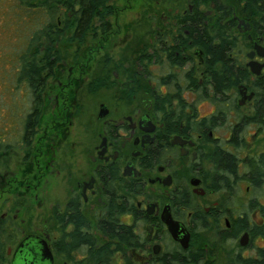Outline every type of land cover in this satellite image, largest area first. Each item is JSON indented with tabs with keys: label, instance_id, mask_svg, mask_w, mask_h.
<instances>
[{
	"label": "flooded vegetation",
	"instance_id": "flooded-vegetation-1",
	"mask_svg": "<svg viewBox=\"0 0 264 264\" xmlns=\"http://www.w3.org/2000/svg\"><path fill=\"white\" fill-rule=\"evenodd\" d=\"M115 1L82 41L58 5L54 49L43 40L25 56L42 70L16 80L28 107L15 143L29 162L21 179L0 177V264H264V0H156L130 58L123 14L144 0ZM65 45L87 52L51 88ZM86 78L80 119L72 86ZM7 133L2 120L0 155Z\"/></svg>",
	"mask_w": 264,
	"mask_h": 264
},
{
	"label": "rangeland",
	"instance_id": "rangeland-1",
	"mask_svg": "<svg viewBox=\"0 0 264 264\" xmlns=\"http://www.w3.org/2000/svg\"><path fill=\"white\" fill-rule=\"evenodd\" d=\"M156 0H144L132 6L131 10L123 14V23L126 24V31H123L125 41H123V57L130 58V51L145 42L152 32L153 27L150 24L154 23V11ZM26 0H0V122L5 120L8 133L6 142H10L13 146L7 154L0 155V177L8 178L10 173L13 172L16 178L21 179V169L17 173V167L24 166L29 162L23 161L25 157V149L18 147L15 140L18 139L17 132L21 121L24 119L25 112H27V101L24 87H20L16 83L17 70L19 67L18 57H20L32 37V35L40 28L41 24L45 22L42 12L38 8L26 7ZM116 4L122 6L127 3V0H116ZM123 37V38H124ZM90 47L88 44L86 46ZM85 48V47H84ZM63 49V58L54 72V80L51 81V88L56 85V79H61L63 83L70 80L67 76V70L70 64L74 62L77 57L78 63H83L84 54L87 49L81 48L79 55L75 52V45H65ZM121 49L120 42L118 41L114 52H119ZM97 63V59L88 67V78L92 77L101 69ZM88 78L76 82L72 88L74 91L71 93V105L77 102H82L84 105V113L80 119H85L86 109H92V99L87 91ZM52 109V104H47V113ZM207 112L208 107L203 106L202 112ZM89 111H86L88 113ZM8 122H7V121ZM11 121V122H10ZM82 123L78 120L73 122L69 130L68 140L73 138L75 132L80 129ZM2 130V127H1ZM42 131L39 136L42 137ZM10 139V140H9ZM50 137L47 138V143ZM73 140V139H72ZM2 187L0 186V192ZM9 199H14V193L6 196ZM35 207V206H34ZM39 208H34L35 214H39Z\"/></svg>",
	"mask_w": 264,
	"mask_h": 264
},
{
	"label": "trees",
	"instance_id": "trees-1",
	"mask_svg": "<svg viewBox=\"0 0 264 264\" xmlns=\"http://www.w3.org/2000/svg\"><path fill=\"white\" fill-rule=\"evenodd\" d=\"M112 0H26V7L38 8L42 12V16L45 19L46 25L37 29V31L30 38L24 53L21 55L22 58L19 61V67L17 70V80L19 82L29 80L31 77L28 75L29 71H41V62H36L35 60L26 59V55L32 54L37 55L40 53V47L42 46V41L44 40L46 45L50 46L53 50V45L57 40V27L56 22L58 18V5L65 7L67 10H72L74 15L73 22H78L80 24L79 34L76 37H69L70 40L78 39L82 41L88 31H90L91 25L94 22L98 23H109L111 21V16L113 15L114 5L111 3ZM75 12L73 9H75ZM44 22V23H45ZM223 52L218 51L219 58ZM53 68V63L46 62V70H48V75H51ZM39 76V75H38ZM222 76V79L226 78V74H222L216 67L213 69V74L211 76L212 81L216 83L217 78ZM231 78H229L230 80Z\"/></svg>",
	"mask_w": 264,
	"mask_h": 264
}]
</instances>
